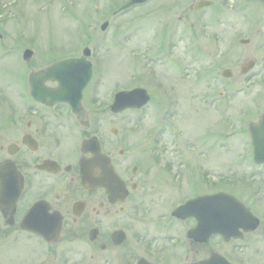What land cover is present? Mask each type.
Here are the masks:
<instances>
[{
  "label": "flooded vegetation",
  "instance_id": "af4514ba",
  "mask_svg": "<svg viewBox=\"0 0 264 264\" xmlns=\"http://www.w3.org/2000/svg\"><path fill=\"white\" fill-rule=\"evenodd\" d=\"M192 1L186 7L193 18L190 27L195 23L215 24L218 34H213V40L223 51L222 61L245 76L247 89H254L257 82L264 85V2ZM197 4L211 10L212 18L205 16L209 11L198 10ZM251 7H255L254 11ZM138 8L142 7H131L119 14L123 16ZM239 14L247 22L244 40L239 41L245 47L242 60L228 52L235 47L232 33L235 15ZM221 27L228 35L217 31ZM179 33L174 38H158L153 55L168 52L176 38L186 40L182 27ZM197 40L198 37L192 38L189 43ZM89 61L93 70L90 82L104 83V73L95 74L102 63L93 57ZM49 65L30 72L42 73ZM224 70L231 73L230 69ZM43 86L57 89L58 83L47 80ZM87 87L80 100L73 94L69 100L56 102L35 101L27 94L22 100H8L0 92V264H264V193L258 227L215 228L208 237L203 230H194L192 218L172 216L183 201L174 207L160 202L168 194L164 192L170 187L168 181L182 176L179 170L169 175V164H156L160 166L156 170L154 165L142 163V156L140 160L132 157L123 113H111L107 99H90L85 106ZM255 109H262L260 114L263 113L264 104ZM93 138L100 159L88 164L91 176L83 183L80 160L92 156L82 153L81 144ZM139 140L136 137L132 144L140 150ZM157 146L155 139L149 140L142 152L156 153ZM165 166H169L168 171ZM254 167L262 171L264 179V166ZM158 171L169 180L164 175L166 179L157 180L156 176L161 175ZM206 177L197 180L205 191L191 198L220 192L219 178L216 177V188L206 182ZM246 181L233 180L230 187L251 210L246 203L251 194ZM178 193V189L173 192Z\"/></svg>",
  "mask_w": 264,
  "mask_h": 264
},
{
  "label": "rangeland",
  "instance_id": "374dc122",
  "mask_svg": "<svg viewBox=\"0 0 264 264\" xmlns=\"http://www.w3.org/2000/svg\"><path fill=\"white\" fill-rule=\"evenodd\" d=\"M124 1L0 0V32L3 36L0 39L1 97L22 100L27 93L26 79L30 71L60 58L79 57L82 50L89 47L93 58L102 63L101 68L98 64L95 72L104 73L105 78L104 83L96 85L92 82L87 88L85 106L94 95L98 100H109L118 90L142 87L150 95V102L142 110L123 113V127L129 136L132 157L135 155L139 159L142 156L141 162L154 165L156 170L160 169L156 164H169L172 166L169 175L176 170L182 175L174 177L178 179L176 181H168L170 187L164 191L168 194L163 197L164 201H160L162 204L174 207L192 194L205 191L197 183V179L200 180L198 172L196 175L194 171L197 166L203 167L200 168L202 173L209 174L206 182L215 184L216 188V177L221 181L238 180L240 177L252 181V191L246 203L259 213L260 207L255 202L264 193V179L261 172L251 173L250 144L246 132L249 120H255L259 111L246 115V107L257 104L256 99L260 106L264 104L262 95L256 97L259 91L263 93L264 85L257 82L254 89L242 88L241 92L231 96L233 87H243L245 76L231 69L216 54L218 50L214 49L213 40V34L217 33L215 24L196 28L194 21L195 26L190 27L193 18L186 7H190L193 1L151 0L140 6L142 8L112 17V12ZM228 2L243 3L241 0ZM160 7L163 10H159ZM251 9L254 11L255 7ZM210 11L205 16L212 18ZM104 21H109V26L105 32H100ZM245 24L243 15H235L236 29L232 34L242 38L244 32L241 29ZM173 26L176 28L169 31ZM181 27L186 40L176 38L169 52L153 55L155 41L160 37H177ZM220 29L217 31L228 35L225 27ZM193 35L198 37L196 44L189 43L190 38H195L191 37ZM26 49L33 51V57L27 63L22 61ZM228 52L229 56L237 54L242 60L245 47L236 45ZM239 60L235 59L236 63ZM224 69L231 70L230 78L220 76ZM198 71L200 80L196 76ZM207 98L213 99L212 107L205 104ZM154 135H158V147H162L160 153L156 152L158 161L153 158V151L148 154L153 160L142 152L149 145V140L153 141ZM136 137L141 138V151L132 144ZM158 173L161 175L156 176L157 180H169L162 171ZM221 181L218 180V188L223 189L220 191L237 195L230 188L229 181ZM176 189L180 190L177 195L173 194Z\"/></svg>",
  "mask_w": 264,
  "mask_h": 264
},
{
  "label": "water",
  "instance_id": "95a60500",
  "mask_svg": "<svg viewBox=\"0 0 264 264\" xmlns=\"http://www.w3.org/2000/svg\"><path fill=\"white\" fill-rule=\"evenodd\" d=\"M145 0H129L123 7L127 8L136 3H142ZM264 1V0H260ZM105 25L101 27L104 30ZM87 55V51L83 52ZM31 53L25 51L23 58L29 59ZM91 77V67L88 63L78 60L62 61L52 65L44 74L39 76H30V94L33 99L42 101L46 98L51 100L65 101L71 98V95H76L77 99L81 96V91L87 85ZM58 80L59 89L48 90L42 87L44 80ZM76 98V97H75ZM148 100L145 91L134 90L131 92H120L115 95L113 104L111 106L114 112H119L125 109L137 108L143 106ZM249 135L251 137V144L253 147V158L256 164L264 163V115L255 125L249 126ZM84 152H92L93 157L89 160H81V179L83 182L90 178L87 173V166L94 162H99L100 156L98 148L94 152V148L90 147V142L83 143ZM110 171V169H109ZM180 212H188L197 221L196 229L205 230L207 235L213 232V212L214 222L219 219V225L235 222L236 226L241 221H251L250 214L246 213L243 206L233 198L225 194H219L212 197H203L190 202H187L181 208ZM218 215V216H217ZM256 222V220H255ZM252 222V227L255 226ZM250 226V225H249Z\"/></svg>",
  "mask_w": 264,
  "mask_h": 264
}]
</instances>
